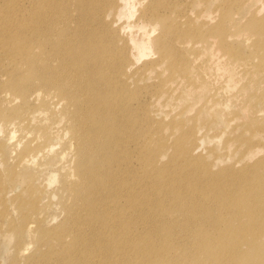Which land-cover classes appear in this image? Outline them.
<instances>
[{
    "label": "bare ground",
    "instance_id": "bare-ground-1",
    "mask_svg": "<svg viewBox=\"0 0 264 264\" xmlns=\"http://www.w3.org/2000/svg\"><path fill=\"white\" fill-rule=\"evenodd\" d=\"M106 2L105 6H101L94 0H79L76 5L79 15L75 17L77 26L73 32L69 28H51L40 14L39 10L42 9H36L32 13L29 23L21 21L13 23L10 27L0 28V72L7 78V82L0 85V94L5 95L6 103L12 104L16 97H20V100L33 104L34 112L47 108L48 103L62 104L64 111L60 120L68 118L70 133L76 141L78 180L69 183L65 179L62 187L71 196L73 204L65 210V222L54 236H50V231L41 228L35 230L32 221L28 222L30 214L38 208L35 202L37 200L29 202L30 209L18 228L27 229L32 238L34 231L40 232L38 241L47 250L41 252L38 262L28 259L25 264H75L72 261L75 255H78L76 264H264L261 263L264 259V240L260 243V240L264 239V217L263 224L255 222L252 218V208H248L245 213H234L231 209L233 200L225 193H222V198L216 206L220 210L212 207L210 195L206 194L207 190H199L195 197L180 196L177 187L169 181L166 183L172 187H164L162 176L165 175V169L156 166H153V180L149 186L152 195H149L142 188L146 186L142 185L143 177L135 171L136 167L122 168L120 158H115V147L127 148L130 141H134L131 147H134L135 152L141 153L145 147L139 143V133H128L130 122L124 116L129 112L131 104L138 101L131 90L137 87H128L125 81L116 75L113 80V77H108L107 72L114 69V73H119L122 77L127 67L133 69V62L127 59L118 60L121 57L126 58V50L132 49L138 58L150 55L156 50L158 58L151 62L150 68L157 71V67L161 65L164 72H167L164 83L169 80L174 82L173 79L179 76L181 85H185L189 75L185 54L189 50V42H186L189 40L181 39L179 45L182 50L171 45L176 43L178 37H185L192 25L187 19L182 24L185 28H178L174 23L177 22L176 19L171 21L172 17H165L158 11L151 13L148 6L144 7L134 20L128 22L135 16L136 11L132 8L129 13L131 0L120 2L121 4L118 0ZM139 5L142 6L143 2H139ZM89 7H92V10H89ZM44 9H48V5H45ZM108 10L113 12L109 23L104 19ZM89 11L92 13V23ZM81 19L85 23L81 24ZM263 22L264 20L260 19L257 23L261 25L257 29L260 32L264 30ZM119 23L126 26L119 27ZM110 25L114 26V30L109 28ZM27 26L29 29L23 31ZM156 28H159V34L154 37L153 31ZM59 29L64 32L58 34ZM120 31L125 34L123 37H120ZM174 31H179L180 34L168 37ZM219 37H224L221 30ZM119 41L123 44L122 49H118ZM256 46H259L258 42ZM178 51L184 53L182 58L185 62L178 59ZM195 55L189 57V61L194 65L199 56ZM52 61H56V66H53ZM220 61L216 55L211 68ZM255 69L264 71V55L258 58ZM134 74L136 72L125 75L131 78ZM198 78L196 83L186 85L184 89L191 92L205 88ZM214 83L217 89L223 87L222 80ZM98 84L105 85L106 91L93 96V90ZM42 93L50 100L47 102L38 99L39 104L35 105L32 100L39 98ZM10 94L14 96H8ZM106 96L108 98L104 100ZM98 105L107 108L101 110ZM71 107L74 112L70 111ZM16 113L8 112V116L13 115L14 119L19 114ZM183 123L182 120L169 123L173 132H179L176 137V151L186 159V165L196 162L198 165L194 164L201 167V171L207 172L203 169L207 164L191 154L196 151L197 145L187 139V131L191 127H186ZM19 124L24 123L20 121ZM147 124L146 118L136 119L135 122L139 127H145ZM63 126L67 128V125ZM154 130L156 131V128ZM125 133L127 135L123 137ZM48 151L49 148L45 144L26 146L22 153L27 157L18 156L16 162L26 165L29 160ZM72 152H67L68 157ZM119 152L128 156L125 150ZM105 156L113 163H118V171L112 168L113 163L101 161ZM68 157L66 156V159ZM150 160L148 157L147 161ZM260 167L262 166L257 164L253 166L249 173L251 177V173L264 177ZM149 168L151 172L152 166ZM179 178L181 179L177 180L185 182L183 177ZM195 181L203 182L200 177L195 178ZM208 182L210 187H214L210 176ZM254 183L261 184L264 190L263 178ZM99 195L108 199L103 209L97 208ZM256 202L260 203L264 210V191L258 192ZM177 216L183 217L181 223L175 220ZM222 225L226 227L223 228ZM218 232L222 235L214 237ZM187 233L193 237L190 243L181 244L178 241V244H167L169 239ZM229 235L236 239L237 243L224 245L226 253L222 256V241ZM54 241L55 243H52ZM162 245L164 247L159 250ZM25 249L22 250L23 254ZM194 254L210 256L211 261L205 263V258L200 260L193 256ZM67 256H70V263L66 260Z\"/></svg>",
    "mask_w": 264,
    "mask_h": 264
},
{
    "label": "rangeland",
    "instance_id": "rangeland-1",
    "mask_svg": "<svg viewBox=\"0 0 264 264\" xmlns=\"http://www.w3.org/2000/svg\"><path fill=\"white\" fill-rule=\"evenodd\" d=\"M78 1L0 0V28L10 27L13 23L21 21L29 23L32 13L36 9H42L39 10L40 14L51 28H69L73 32L77 26L75 17L79 15L76 9ZM94 1L101 6L107 3L106 0ZM123 1L126 0H118V3L121 4ZM131 1V6L128 7L129 13L132 8L136 11L135 16L128 22L134 20L147 6L151 13L158 11L165 17H172L171 21L176 19L177 22L174 23L178 28H185L182 24L187 19L190 20L192 26L189 27V31H191H187L185 37H178L176 43L171 45L181 49L179 45L181 39L189 40L186 41L189 42V50L185 52L189 75L185 85H181L179 76L173 79L174 82L169 80L164 83L163 80L167 78L164 67L159 65L157 71L150 68L151 62L158 58L156 50L140 58L134 55L132 49L126 50V58H118L134 63L133 69L128 67L125 69L126 75H130L131 72L136 74L131 78H127L125 74L120 77V74H115L113 69L108 71L107 75L113 77V80L116 79L114 77L116 75L122 78L128 87L138 88L131 89L138 101L131 104L128 108L129 112L124 116L130 122L128 133H139V143L145 147V150L141 153L135 152L134 147H131L134 141H130L127 148L115 147V158H120L122 168L136 167L135 171L137 170L143 177L142 185L146 186L142 188L149 195H152L149 186L153 180V166L164 168L165 175L162 176L164 187L174 185L180 196L194 197L199 190H207L206 194L210 195L212 207L219 210L220 208L216 206L222 198V193H225L233 200L230 206L234 213L238 211L245 213L248 208H252L253 220L263 224L264 210H262L263 206L256 202V195L264 190L261 184L254 182L261 178L264 180V177L254 173H251L253 176L251 177L249 173L256 164L261 165L260 170L264 172V71L255 69L258 58L264 55V30L261 32L257 30L261 26L257 24L259 20H264V0ZM139 2H143V5L140 6ZM45 5H48L46 10ZM88 9L92 10V7ZM88 13L92 23V13L90 11ZM112 16L113 12L108 10L105 21L109 23ZM83 23L85 21L81 19V24ZM121 24L119 23L118 26H126ZM262 25L264 28V22ZM109 28L114 30V26L110 25ZM28 29L27 26L22 30ZM220 30L224 33L222 39L219 37ZM62 32L64 31L59 29L58 34ZM119 34L120 37L125 35L122 31ZM158 34L159 28H156L153 36ZM179 34V31H174L168 37H176ZM257 42L259 46H256ZM122 48L123 44L119 41L118 49ZM195 54L199 56L194 65L189 61V57L192 58L196 56ZM183 55L184 53L179 52L178 59H183ZM216 55L221 61L211 68ZM52 64L56 66L57 63L52 61ZM187 64L185 63V66ZM196 78L205 88L186 91L184 87L196 83ZM218 80L223 81L221 89H217L214 83ZM6 82V75L0 72V85ZM105 91L106 86L98 84L93 90V96ZM4 96L0 94V264H25L28 259L38 262L41 252L47 250L38 241L40 232L34 231L32 238L27 229L19 230L18 227L30 209L28 205L31 200H37L35 202L36 206L38 205L28 220L35 225V230L41 228L50 231V236H54L65 222V210L73 204V200L62 187L65 179L69 183L78 180L76 141L70 133L68 118L60 120L64 111L62 104L48 103L47 108H40L34 112L31 102L22 101L20 97L15 96L14 102L8 104ZM107 98L108 96L104 100ZM38 99L47 102L50 100L42 93L39 98L32 100L35 105L39 104ZM99 107L101 110L107 108ZM13 111L19 112L14 119H12L13 115L8 116V112ZM70 111L74 112V108L71 107ZM140 118L148 120L145 127L135 125L136 119ZM173 120H182L186 127H191L187 131V139L197 145L196 151L191 154L207 164V167L203 168L207 172L201 171L202 168L197 167L194 161L195 164L190 162L186 165V159L176 151V137L179 132H173L169 128V123ZM20 121L24 124H19ZM63 125H67V128ZM126 135L125 133L123 137ZM44 144L49 151L41 154L42 159L38 156L29 160L26 165L17 164L18 156L27 157L22 153L26 146L35 147ZM69 150L73 152L68 157ZM119 150H125L128 156L120 153ZM148 157L151 158L150 161H147ZM101 161L113 163L106 156ZM113 164L112 168L118 171V163ZM149 166H152L151 172ZM246 175L249 177L247 178ZM209 176L214 187H210ZM149 177L151 178L147 179ZM179 177H183L185 182L177 180L181 179ZM199 177L203 182L195 181V178ZM167 181L172 185L166 183ZM201 184L204 187H197ZM98 198L97 208L103 209L108 199L104 195H99ZM103 214L107 215L106 212ZM175 220L181 223L183 217L177 216ZM145 225L148 227L147 224ZM154 226L155 224L151 229ZM189 235L187 233L169 239L167 244H178V241L181 244L190 243L193 237ZM215 235L217 238L222 233H215L214 237ZM263 240L261 239L260 243ZM233 242L237 243L231 235L223 239L220 248L222 256L226 253L224 245ZM162 247L164 246L162 245L159 250ZM24 248H26L25 254L22 253ZM193 256L200 260L205 258V263L211 261L210 256L201 254ZM69 257L67 256L66 260L70 263ZM77 259L78 255H75L72 261L76 264ZM263 262L264 259L261 263ZM240 264H248V262Z\"/></svg>",
    "mask_w": 264,
    "mask_h": 264
}]
</instances>
